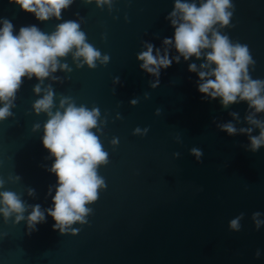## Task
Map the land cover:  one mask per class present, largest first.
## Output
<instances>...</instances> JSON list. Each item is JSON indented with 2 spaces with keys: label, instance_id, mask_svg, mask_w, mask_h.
<instances>
[{
  "label": "water",
  "instance_id": "obj_1",
  "mask_svg": "<svg viewBox=\"0 0 264 264\" xmlns=\"http://www.w3.org/2000/svg\"><path fill=\"white\" fill-rule=\"evenodd\" d=\"M231 2L230 26L221 31L248 46L255 61L250 76L264 80V0ZM173 7L174 0H113L111 8L97 7L95 0H73L61 20L39 22L9 0H0V27L7 19L16 33L22 26L36 25L50 34L59 23L74 20L87 42L110 58L107 65L97 61L95 69L77 68L81 61L74 62L69 54L61 63L72 71L53 73L39 95L33 90L39 81L24 78L13 116L0 121L4 190L22 194L28 205L51 207L48 189L54 195L57 183L46 170L54 161L42 144L48 116L37 115L32 107L49 85L55 93L53 113L61 98H70L77 107L99 108L97 135L109 160L98 169L106 188L88 206L93 211L87 224H74L60 234L53 231L50 217L32 230L27 212L18 224L15 216L6 222L0 216V264H264V225L256 230L251 219L260 212L264 220V147L252 153L246 150V135L229 136L217 128L227 122L237 129L248 127L247 104L225 109L219 99L200 94L198 76L188 66H199L202 60L185 62L181 57L180 63L161 70L155 89L149 82L156 78L137 61L146 50L144 42L163 53V40L174 36L166 20ZM169 53L177 55L174 47ZM133 99H138L135 107ZM232 112L239 114L237 119ZM36 124L40 127L34 131ZM137 127L141 133L147 128V134L133 135ZM113 138L118 145H112ZM192 148L202 150L199 163L190 155ZM15 176L21 179H9ZM29 188L35 190L34 197L28 195ZM241 213V229L233 232L229 223Z\"/></svg>",
  "mask_w": 264,
  "mask_h": 264
},
{
  "label": "clouds",
  "instance_id": "obj_2",
  "mask_svg": "<svg viewBox=\"0 0 264 264\" xmlns=\"http://www.w3.org/2000/svg\"><path fill=\"white\" fill-rule=\"evenodd\" d=\"M17 5L21 11L31 14L39 22L51 19L61 20L62 12L70 7L73 0H9ZM92 3V0H86ZM97 7L112 6L113 0H95ZM234 11L231 0H174L173 10L166 20L170 21L174 29L172 38L163 40L164 51L155 48L152 43L144 42V49L137 55L140 69L151 77L150 87L155 89L159 85L162 69L171 67L172 63H180L182 57L185 62L193 57L203 63L199 66L191 63L190 73L198 76V92L208 100L219 99L225 109L231 105L246 103L248 106L245 122L248 127H237L232 122L218 124L219 131L229 136L246 135L249 145L246 150L256 153L264 147V80L253 79L249 69H254L255 61L247 45L233 42L223 34L221 29L230 26ZM0 27V121L13 116L11 111L15 107L16 93L20 89L23 79L35 78L39 83L34 86L36 94L41 93L43 81L58 70L71 72L67 63L61 60L72 54L73 61H81L77 68L87 65L89 69L109 63V56L102 55L92 44L87 42L86 34L80 30V23L67 20L59 23L55 31L46 33L36 25L22 26L18 33L14 32V25L7 19ZM174 47L176 56H171L169 48ZM75 50V51H73ZM119 82V78L114 81ZM54 90L49 85L44 89L43 96L33 104L34 112L48 116L44 124L42 144L53 159L50 169H46L57 178L53 188L49 187L48 196L52 198V206L42 209L39 204L28 205L12 190H4L6 181L0 177V216L5 222L15 216L18 224L25 219L27 212V226L36 230V226L46 222V217L53 220V231L64 234L74 224H87V217L92 214L89 205L94 204L100 191L106 188L104 177L99 175L98 169L109 163L108 152L104 150L97 132L100 128V110L97 107L89 109L81 105L76 106L70 98H61L59 109L54 113ZM145 99L149 95L145 94ZM138 99L130 101L135 107ZM67 105V107H65ZM62 110V111H61ZM157 109L156 115H160ZM230 115L238 118V113ZM39 124L34 126L38 130ZM255 130L258 135H253ZM137 127L133 135H146ZM113 146L118 145V139L113 138ZM179 153H175L176 158ZM190 155L196 157L199 163L203 155L202 150L192 148ZM19 181V176L9 177ZM29 196H35V190L28 189ZM30 209V212H29ZM261 213H253L251 219L256 230L264 225L260 219ZM241 213L229 223V229L239 232ZM75 234V232L73 233ZM260 252H256L259 258Z\"/></svg>",
  "mask_w": 264,
  "mask_h": 264
}]
</instances>
